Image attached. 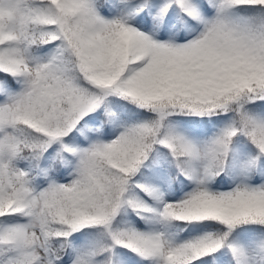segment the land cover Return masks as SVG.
Instances as JSON below:
<instances>
[{
    "label": "snow or ice",
    "instance_id": "1",
    "mask_svg": "<svg viewBox=\"0 0 264 264\" xmlns=\"http://www.w3.org/2000/svg\"><path fill=\"white\" fill-rule=\"evenodd\" d=\"M0 264H264V0H0Z\"/></svg>",
    "mask_w": 264,
    "mask_h": 264
}]
</instances>
